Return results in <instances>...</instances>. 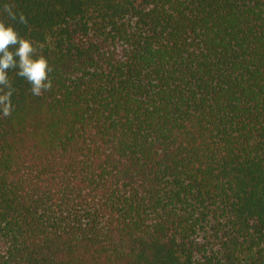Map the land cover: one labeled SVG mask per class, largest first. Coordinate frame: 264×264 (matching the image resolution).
Here are the masks:
<instances>
[{
	"label": "trees",
	"instance_id": "1",
	"mask_svg": "<svg viewBox=\"0 0 264 264\" xmlns=\"http://www.w3.org/2000/svg\"><path fill=\"white\" fill-rule=\"evenodd\" d=\"M0 19L53 69L40 96L8 73L0 264H264V0H0Z\"/></svg>",
	"mask_w": 264,
	"mask_h": 264
},
{
	"label": "clouds",
	"instance_id": "2",
	"mask_svg": "<svg viewBox=\"0 0 264 264\" xmlns=\"http://www.w3.org/2000/svg\"><path fill=\"white\" fill-rule=\"evenodd\" d=\"M14 5H4V12L9 21L27 25L23 12L13 11ZM43 44L34 45L33 41L21 35L13 23L0 19V114L7 118L13 110L12 96L15 89L9 79V70H16V75L30 85V91L40 96L43 91H50L52 80L49 73L53 70L42 54Z\"/></svg>",
	"mask_w": 264,
	"mask_h": 264
}]
</instances>
